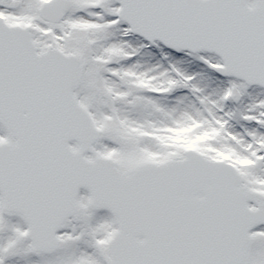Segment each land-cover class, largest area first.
I'll list each match as a JSON object with an SVG mask.
<instances>
[{
	"label": "snow or ice",
	"instance_id": "snow-or-ice-1",
	"mask_svg": "<svg viewBox=\"0 0 264 264\" xmlns=\"http://www.w3.org/2000/svg\"><path fill=\"white\" fill-rule=\"evenodd\" d=\"M0 264H264V0H0Z\"/></svg>",
	"mask_w": 264,
	"mask_h": 264
}]
</instances>
